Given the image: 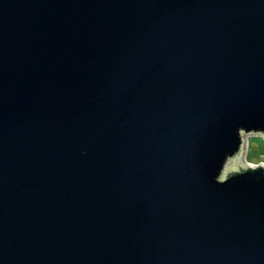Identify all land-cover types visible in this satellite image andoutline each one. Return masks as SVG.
<instances>
[{"label": "water", "instance_id": "water-1", "mask_svg": "<svg viewBox=\"0 0 264 264\" xmlns=\"http://www.w3.org/2000/svg\"><path fill=\"white\" fill-rule=\"evenodd\" d=\"M264 0H0V264H264Z\"/></svg>", "mask_w": 264, "mask_h": 264}, {"label": "rangeland", "instance_id": "rangeland-1", "mask_svg": "<svg viewBox=\"0 0 264 264\" xmlns=\"http://www.w3.org/2000/svg\"><path fill=\"white\" fill-rule=\"evenodd\" d=\"M244 138L243 143L240 147L239 153L230 160L225 171L230 168H234L236 164L243 163L247 161H257V160H264V139H262L257 134H244L242 136Z\"/></svg>", "mask_w": 264, "mask_h": 264}, {"label": "crops", "instance_id": "crops-1", "mask_svg": "<svg viewBox=\"0 0 264 264\" xmlns=\"http://www.w3.org/2000/svg\"><path fill=\"white\" fill-rule=\"evenodd\" d=\"M260 161L264 162V160H262V159L257 160V161H247V162H249V163H257V162H260Z\"/></svg>", "mask_w": 264, "mask_h": 264}, {"label": "clouds", "instance_id": "clouds-1", "mask_svg": "<svg viewBox=\"0 0 264 264\" xmlns=\"http://www.w3.org/2000/svg\"><path fill=\"white\" fill-rule=\"evenodd\" d=\"M250 134V133H249ZM246 136H248V134H246Z\"/></svg>", "mask_w": 264, "mask_h": 264}, {"label": "built area", "instance_id": "built-area-1", "mask_svg": "<svg viewBox=\"0 0 264 264\" xmlns=\"http://www.w3.org/2000/svg\"><path fill=\"white\" fill-rule=\"evenodd\" d=\"M261 137V136H260ZM262 138V137H261ZM263 139V138H262Z\"/></svg>", "mask_w": 264, "mask_h": 264}]
</instances>
